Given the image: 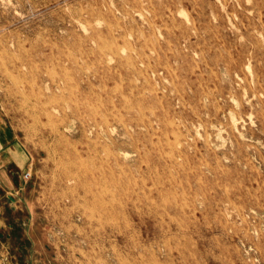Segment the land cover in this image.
Masks as SVG:
<instances>
[{
    "label": "rangeland",
    "instance_id": "1",
    "mask_svg": "<svg viewBox=\"0 0 264 264\" xmlns=\"http://www.w3.org/2000/svg\"><path fill=\"white\" fill-rule=\"evenodd\" d=\"M0 120V264H264V0H0Z\"/></svg>",
    "mask_w": 264,
    "mask_h": 264
},
{
    "label": "crops",
    "instance_id": "2",
    "mask_svg": "<svg viewBox=\"0 0 264 264\" xmlns=\"http://www.w3.org/2000/svg\"><path fill=\"white\" fill-rule=\"evenodd\" d=\"M28 158L16 139V136L0 120V181L6 186H14L12 172H26Z\"/></svg>",
    "mask_w": 264,
    "mask_h": 264
},
{
    "label": "built area",
    "instance_id": "3",
    "mask_svg": "<svg viewBox=\"0 0 264 264\" xmlns=\"http://www.w3.org/2000/svg\"><path fill=\"white\" fill-rule=\"evenodd\" d=\"M29 178V174L28 173H25L24 174V179L27 180Z\"/></svg>",
    "mask_w": 264,
    "mask_h": 264
},
{
    "label": "bare ground",
    "instance_id": "4",
    "mask_svg": "<svg viewBox=\"0 0 264 264\" xmlns=\"http://www.w3.org/2000/svg\"><path fill=\"white\" fill-rule=\"evenodd\" d=\"M231 118H232V117H231ZM230 120H231V119H230ZM123 156H124V155H123ZM97 157H100V156H97ZM105 158H106V157H105ZM96 194H97V193H96ZM100 200H101V199H100ZM97 201H98V200H97ZM97 201H96V202H97ZM98 202H99V201H98Z\"/></svg>",
    "mask_w": 264,
    "mask_h": 264
}]
</instances>
